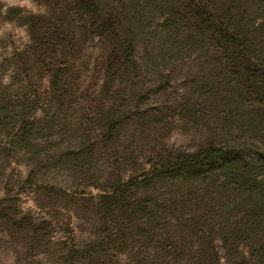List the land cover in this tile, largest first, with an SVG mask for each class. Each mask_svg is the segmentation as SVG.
Returning a JSON list of instances; mask_svg holds the SVG:
<instances>
[{"label": "rangeland", "instance_id": "obj_1", "mask_svg": "<svg viewBox=\"0 0 264 264\" xmlns=\"http://www.w3.org/2000/svg\"><path fill=\"white\" fill-rule=\"evenodd\" d=\"M0 264H264V0L0 2Z\"/></svg>", "mask_w": 264, "mask_h": 264}, {"label": "clouds", "instance_id": "obj_2", "mask_svg": "<svg viewBox=\"0 0 264 264\" xmlns=\"http://www.w3.org/2000/svg\"><path fill=\"white\" fill-rule=\"evenodd\" d=\"M0 2H5L8 6H15L19 0H0Z\"/></svg>", "mask_w": 264, "mask_h": 264}]
</instances>
